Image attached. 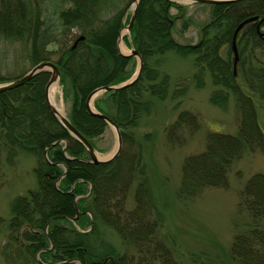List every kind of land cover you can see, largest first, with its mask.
<instances>
[{
  "label": "trees",
  "instance_id": "1",
  "mask_svg": "<svg viewBox=\"0 0 264 264\" xmlns=\"http://www.w3.org/2000/svg\"><path fill=\"white\" fill-rule=\"evenodd\" d=\"M35 1L36 11L32 6L25 11L18 8L20 0H0V56L17 53L15 43L21 41L24 54L18 60L28 58L33 66L47 60L56 63L61 83H70L73 92L68 117L94 144L93 139L105 132L108 123L91 112L87 97L99 87L124 82L130 74L132 58L120 53L118 39L130 21L132 0ZM211 6V18L201 28L200 44L192 48L173 38L175 17L170 14L168 0H140L131 45L144 60L143 73L133 85L105 92L95 100L96 109L117 123L128 145L111 163L79 160L88 158L85 146L48 107L45 88L49 71L0 93V168L5 162L14 164L22 153L37 158V188L14 198L9 220L0 215V238L6 237L1 250L8 258L18 257L32 264H180L159 236L161 220L154 211L142 154L131 148L134 136L131 138L125 130L136 127L141 114L150 109L149 102L142 100L143 91L160 99L167 94L168 75L159 82V71L148 60L168 51L181 56L195 54L194 82L201 88L206 84L205 74H210L216 87L210 102L223 110L234 97L238 132L207 134L205 149L184 159L180 195L193 198L207 188H228L229 175L237 161L247 153L264 154V128L256 106L257 98L264 102V22L260 28L258 21L249 23L240 31L236 73L232 50L237 26L251 16L264 17V0ZM74 29L81 31L75 41L84 36L76 46L74 41L63 50L48 51L47 47L59 36L71 34ZM12 79L11 75H0V82ZM184 89H179L176 96L182 95ZM199 128L198 116L183 110L166 127L167 142L181 147ZM62 140L67 141L66 153L71 158L64 152L65 143H59ZM50 145L53 146L46 159L45 149ZM88 184L91 193L78 201L81 213L74 223L70 219L76 216V195L84 194ZM134 184L135 206L128 209V195ZM237 209V225L242 230L233 238L230 258L240 264H264V173H255L245 182ZM99 222L113 228L134 252H120L110 244L101 252L94 249L90 237ZM86 227L91 228L80 230Z\"/></svg>",
  "mask_w": 264,
  "mask_h": 264
},
{
  "label": "rangeland",
  "instance_id": "2",
  "mask_svg": "<svg viewBox=\"0 0 264 264\" xmlns=\"http://www.w3.org/2000/svg\"><path fill=\"white\" fill-rule=\"evenodd\" d=\"M20 1L22 3L18 8L27 11L32 6L36 11L35 0ZM184 5L185 13L175 23L172 33L175 39L183 44H195L201 37V28L211 18L212 6L194 2ZM132 11L131 6L129 12ZM177 13L178 10L174 9L171 16L174 17L173 15ZM33 15L36 18L37 13ZM185 23H188L186 29ZM262 29L264 30V26ZM80 34L79 29H74L71 34L59 36L47 49L49 52L63 50L73 44L75 37ZM124 37L131 41L132 36L129 32ZM122 43L124 44V48L120 45L122 51L130 53L131 47L124 41ZM15 47L17 53L11 52L5 57L0 56V75H11L16 78L33 66L28 58L18 60V57L24 54L21 53L24 48L23 42H16ZM148 61L159 71L158 76L150 73L156 75L159 82L168 75L167 94L164 99H160L157 95L143 91L142 100L149 102L150 109L141 114L136 127H130L125 131L130 133L131 138L134 136L131 148L142 154V164L148 178L154 211L161 220L159 236L171 248L174 259L180 264H240L229 255V248L236 232L242 230V226L237 225L240 218L237 209L239 192L253 174L264 173V154L261 151L247 153L237 161L230 172L228 188H207L201 195L193 198L180 195L184 159L205 149L207 134L210 131L237 134L236 103L231 96L227 109L223 110L210 102V95L216 87L208 73L205 74L206 84L201 88L197 87L193 80L196 69L195 54L181 56L174 51H168L161 56L151 57ZM138 63L137 58L131 60L128 67L130 74L125 81L133 76ZM69 84L67 82L63 85L59 82L57 93V102L64 108L66 114L70 113L73 100ZM181 87L185 88L183 94L176 96ZM256 106L259 121L264 128V102L257 98ZM183 110H189L198 116L200 128L183 146H171L166 139V127L173 123ZM93 142L101 159L109 157L117 148L115 129L107 127L104 134L94 138ZM124 146L128 145L124 143ZM36 164L37 158L34 154L22 153L17 156L14 164L5 162L0 168V215L5 219L11 218V202L14 198L37 188L38 180L34 172ZM135 189L136 184L132 185L129 191L128 209L135 206ZM88 190L89 187L85 192L88 193ZM6 233L7 231L5 235ZM5 241L6 237L2 236L0 264H32L31 261H24L18 257L8 258L4 250H1V244ZM90 243L100 252L104 250L103 246L109 244L120 252H134L113 228L103 222L98 223L95 233L90 237Z\"/></svg>",
  "mask_w": 264,
  "mask_h": 264
},
{
  "label": "water",
  "instance_id": "3",
  "mask_svg": "<svg viewBox=\"0 0 264 264\" xmlns=\"http://www.w3.org/2000/svg\"><path fill=\"white\" fill-rule=\"evenodd\" d=\"M168 1H170V2H173V1H176V2H196V3H204V4H223V3H231V2H234L237 0H168ZM139 2H140V0H133L132 1L133 13L131 16L130 23L125 27V28H127L128 32L131 31V29L134 25V22H135V19L137 16L138 7H139ZM259 19H260L259 16H252V17L244 20L243 22H241L238 25V27L236 28V31L234 33L233 43H232V49H233L234 54H235V71H236V64H237L238 58H239L238 57V47H237V36H238L239 32L244 28L245 25H247L251 22H254L256 20H259ZM263 21H264V18H262L260 20V23ZM122 36L123 35L121 34V36L119 38V42H118L119 48H120V42L122 40ZM80 39H84V36H81ZM192 46H196V45H192ZM132 55L138 57V59H139V67H138L137 73L132 77V79L130 81H128L126 83H123V84H120L117 86L108 85V86H103V87L95 89L87 98V102H88L89 107L92 104L94 98L98 94H100L104 91L117 90V89L128 87V86L134 84L140 78L142 71H143V66H144L143 60L140 56V53L136 49H133L131 51V54H128L127 56H132ZM44 70L51 71V77H50V79L46 85V90H45L47 103L49 105V108H50L51 112L53 113V115H55V117L59 120V122L64 127H66L69 130V132L73 136H75L86 147V149L90 155V158H91V160L89 162L94 163V164H106V163H110V162L114 161L119 156V154L121 153L122 146H123V139H122V133H121L118 125L114 121H112V119H110L106 114L96 113V112L92 111L97 116H100L103 119H105L108 122V124L111 125L115 129L116 134H117V142H118L117 149L114 151V153L109 158L100 159L96 153V149L89 142V140L74 127V125L70 122V120L68 119V117L66 115L65 116L60 115L58 110L52 105V103L49 99V92H50V89L52 88L53 84L56 81H59L60 77H61V72L55 63H53L51 61H43V62L38 63L24 76L19 77V78L15 79L11 82L0 84V93L15 89L17 87H20V86L26 84L36 74H38ZM47 152H48V150L46 149V151H45L46 157H47ZM75 209H76L77 214H78L79 208H78L76 201H75ZM74 219L75 218H73V220Z\"/></svg>",
  "mask_w": 264,
  "mask_h": 264
},
{
  "label": "bare ground",
  "instance_id": "4",
  "mask_svg": "<svg viewBox=\"0 0 264 264\" xmlns=\"http://www.w3.org/2000/svg\"><path fill=\"white\" fill-rule=\"evenodd\" d=\"M248 19V18H247ZM246 20V19H245ZM244 21V20H243ZM242 21V22H243ZM236 31V30H235ZM128 33V30H127V28H125L124 30H123V32H122V35L124 36V35H126ZM121 45H122V47L124 48V44L121 42ZM25 85V84H24ZM23 86V85H22ZM59 87H60V85H59V81H56L54 84H53V86H52V88L50 89V92H49V99H50V101H51V103H52V105L58 110V112H59V114L60 115H62V116H65L66 115V112H65V110H64V108L61 106V105H59V103L57 102V93H58V90H59ZM18 88V87H17ZM90 161V158L87 160V162H89ZM89 163H91V162H89ZM94 164V163H93ZM60 184V181L59 182H57L56 183V185H59ZM89 228H91V227H89ZM47 229H48V225H47Z\"/></svg>",
  "mask_w": 264,
  "mask_h": 264
}]
</instances>
